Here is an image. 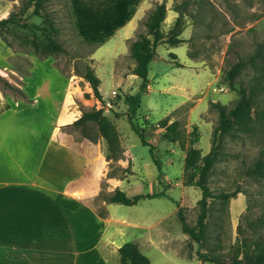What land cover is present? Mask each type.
<instances>
[{
    "label": "rangeland",
    "instance_id": "rangeland-1",
    "mask_svg": "<svg viewBox=\"0 0 264 264\" xmlns=\"http://www.w3.org/2000/svg\"><path fill=\"white\" fill-rule=\"evenodd\" d=\"M9 1L12 2L11 13L21 24H37L57 30L54 36L65 52L53 56V60L65 76L73 79L68 102L74 104L80 101V109L74 108L71 117L101 108L106 116L113 119L112 114L120 116L125 113L123 97L126 94L140 96L141 107L136 124L144 131L147 142L154 146V157L160 172L150 147L141 143L124 116L117 124L128 147L126 156L129 159L135 157L134 162L142 165L143 183L147 186L159 173V182L166 183L163 189L171 201L175 199L178 208H182L183 217L193 229L197 227L201 212L199 201L202 192L198 183L202 163L186 172L182 164L187 149L193 142L197 149L202 150V155L210 152L213 132L219 125V112L212 105L220 103L228 109L232 108L241 97L240 89L245 88L258 132L244 133L235 125L230 134L219 135L216 139L220 151L209 173L208 185L214 195L237 194L228 203L209 199L202 251L212 249L232 261L234 256L244 258L247 248H253L254 241L264 245V176L252 173L257 161H264V0H171V9L177 14L179 12L175 8L184 13L186 24L181 38L184 36L187 42L174 48L159 46V59L156 65L150 66L149 85L145 91L140 88V79L127 82L130 79L128 75L136 66L130 51L114 62L112 54L102 49L96 61L93 60L96 48L78 38L67 0H44L41 17L32 14L33 8L22 14L27 0ZM145 20L139 27L140 32L146 31ZM165 32L168 33L167 30ZM3 33L15 47L14 69L23 76L28 66L27 55L32 50L29 41L34 37L41 40V32L10 26L4 28ZM171 54L177 55L178 61ZM177 62L182 67H178ZM238 63H243L244 68L230 81L227 72ZM88 67L100 80L102 96L105 93L109 95L103 96V101L95 97L91 84L84 78ZM115 76L117 79L125 78L122 86L117 85ZM15 79L18 81V78ZM113 91H116V97ZM68 109L66 105L65 111ZM63 118L64 115L61 120ZM174 121L179 122L175 134L178 141L170 143L164 140L163 135L166 127ZM195 126H198L197 131ZM88 127V132L96 135V125L90 123ZM68 132L73 135L75 143L104 144V156L107 157V146L101 136L92 142L83 137L81 128L73 125ZM123 158L124 149L120 147L118 160L109 161L108 177L111 174L121 176L117 163ZM104 164L105 160H102L98 167ZM93 205L98 212L103 210V202L99 198ZM197 247L196 244L193 249Z\"/></svg>",
    "mask_w": 264,
    "mask_h": 264
},
{
    "label": "crops",
    "instance_id": "crops-1",
    "mask_svg": "<svg viewBox=\"0 0 264 264\" xmlns=\"http://www.w3.org/2000/svg\"><path fill=\"white\" fill-rule=\"evenodd\" d=\"M156 2L164 0H67L78 38L97 45L93 60L106 49L114 62L129 54L131 41ZM165 3L163 29L168 31L179 14L171 9V0ZM11 9V1L0 0V20ZM159 46L151 66L159 59ZM15 57V49L0 37V76L31 100L5 93L0 85V264H123L119 249L126 243L137 246L150 264H209L189 251L192 240L175 199L147 198L133 206L103 202L105 218L99 216L93 204L103 190L112 194L120 189L128 197L167 195L166 183L159 182V173L150 186L143 183L142 165L126 156L128 147L117 124L123 115L107 116L125 153L117 163L121 176L108 177L111 162L104 156V144L75 143L68 132L81 116H70L74 108L80 109V101L68 102L73 79L53 57L40 60L34 53L27 55L30 74L20 76ZM128 76V84L139 79L133 73ZM116 77L122 86L125 78ZM102 160L105 164L99 168Z\"/></svg>",
    "mask_w": 264,
    "mask_h": 264
},
{
    "label": "trees",
    "instance_id": "trees-1",
    "mask_svg": "<svg viewBox=\"0 0 264 264\" xmlns=\"http://www.w3.org/2000/svg\"><path fill=\"white\" fill-rule=\"evenodd\" d=\"M44 0H27L24 2L22 7V14H25L30 9L33 8L32 14L34 16L41 17V7ZM68 5V4H67ZM179 16L168 30V33L163 29L164 21L167 16V7L166 3H156L154 9L148 14L144 25L146 27L145 32L137 33L136 39L130 43V57L135 62V68L133 74L136 75L141 80V90L145 91L149 85V71L152 61L157 56V47L163 43L168 44L171 47L181 46L187 42L184 38H181V35L185 28V17L184 13L181 10H177ZM71 15V14H70ZM73 22V21H72ZM10 26H20L24 29H34L41 32L43 37L41 40L33 38L29 41V45L32 47V50L29 53H34L39 56L40 59H46L53 57L58 54L65 52V48L61 43H59L54 34L57 33V30L50 29L47 27H42L37 24H21L20 20L17 19L15 14L10 13L7 18L0 20V37L9 45V47L15 49V47L7 41L4 37L3 29ZM86 44V43H85ZM97 49L96 44H88ZM95 49V51H96ZM16 53V51H15ZM173 59H177L175 54H171ZM27 68L24 71V76L30 74L32 65L27 60ZM178 67L182 65L177 62ZM244 68L243 63L236 64L232 69L227 72V77L230 81H233L239 74V72ZM84 78L91 84L95 97L103 101V96L99 90L100 80L95 75L93 70L88 67L84 75ZM0 85L3 89V92L11 91L17 93L21 98L27 102H31L28 99L26 94L18 87L9 83L5 78L0 76ZM240 99L237 103L230 109L226 106L221 105L220 103H215L212 106L217 109L219 112V125L215 128L213 132V144L210 152L206 155H202V150L197 149L193 142H191L190 147L187 149V155L184 161V169L186 172L196 167L199 163H202L200 168V180L198 183L199 188L202 192V198L199 201L200 205V215L197 221L196 229H193L188 226L186 219L182 215V208H179L178 215L184 226V230L191 237L192 243L189 245V251H195L196 256L203 262L209 264H264V245L261 243L253 242L251 245L253 248H247L248 252L244 258L240 259L238 256H234L232 261L224 259V255L220 252H216L212 249L203 250V245H205V235L207 230V219L209 217V208L210 202L209 199L223 200L225 203L235 197L236 193H223L219 195H214L210 190L208 185V176L214 166V163L218 159L220 147L216 143V139L219 135H228L237 125V129L244 133H256L258 132V127L255 119L251 114V100L247 96V90L245 88L240 89ZM123 101L127 106V111L124 114L135 133L139 136L141 143L144 146H149L151 154L154 158L155 163L158 166L159 164L154 157V146L150 145L144 135V131L138 127L136 124V118L141 107V99L139 95L136 94H126L123 97ZM118 117L119 114H116ZM93 123L97 127L96 135H93V132H88V125ZM75 127L81 128L83 137L86 139L96 142L101 136L107 146V160L108 161H117L118 154L121 147L120 136L111 120L104 114V109H94L92 111L83 112L82 115L72 124ZM179 127V122L174 121L168 125L165 129L163 138L165 141L170 143H176L178 138L175 136L177 134V129ZM195 131L198 130V126H195ZM184 149V148H183ZM252 173L256 176H264V161L259 160L252 169ZM110 177H113L111 174ZM160 179V175L158 177ZM165 197L168 198L166 194H153V195H136L134 197H128L127 194L117 189L112 194H107L104 190L99 195V199L105 203H114V204H123L127 206L136 205L141 199L147 198H157ZM171 199V198H168ZM99 216L105 218L104 211H99ZM102 226L104 224L102 223ZM197 244V249L194 250V246ZM251 249V250H250ZM119 252L122 257L123 264H150V260L141 253L137 246L132 243H126L123 245Z\"/></svg>",
    "mask_w": 264,
    "mask_h": 264
},
{
    "label": "built area",
    "instance_id": "built-area-1",
    "mask_svg": "<svg viewBox=\"0 0 264 264\" xmlns=\"http://www.w3.org/2000/svg\"><path fill=\"white\" fill-rule=\"evenodd\" d=\"M112 94H113L115 97H116V95H117L116 91H113ZM114 96H113V97H114Z\"/></svg>",
    "mask_w": 264,
    "mask_h": 264
}]
</instances>
